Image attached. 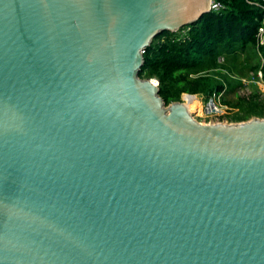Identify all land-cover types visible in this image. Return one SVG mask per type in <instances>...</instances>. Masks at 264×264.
Returning <instances> with one entry per match:
<instances>
[{
    "label": "water",
    "instance_id": "1",
    "mask_svg": "<svg viewBox=\"0 0 264 264\" xmlns=\"http://www.w3.org/2000/svg\"><path fill=\"white\" fill-rule=\"evenodd\" d=\"M207 13L0 0V264H264V119L199 123L138 77Z\"/></svg>",
    "mask_w": 264,
    "mask_h": 264
},
{
    "label": "trees",
    "instance_id": "2",
    "mask_svg": "<svg viewBox=\"0 0 264 264\" xmlns=\"http://www.w3.org/2000/svg\"><path fill=\"white\" fill-rule=\"evenodd\" d=\"M222 1L226 10L202 15L176 33L162 32L144 50L138 77L156 79L165 104L180 101L181 94L218 93L223 86L210 77L218 70L234 73L247 68L255 74L259 69L264 82V41L256 49L254 37L261 12L246 0ZM227 76L225 90L232 91L240 83ZM187 97L192 96L182 95L181 100ZM237 106L242 116L235 121L259 117L264 112V103L255 99Z\"/></svg>",
    "mask_w": 264,
    "mask_h": 264
},
{
    "label": "rangeland",
    "instance_id": "3",
    "mask_svg": "<svg viewBox=\"0 0 264 264\" xmlns=\"http://www.w3.org/2000/svg\"><path fill=\"white\" fill-rule=\"evenodd\" d=\"M242 58L243 56L241 55L238 61L241 62ZM227 75L229 76L227 79L237 80L240 83L232 91L225 90L226 82L224 77ZM210 77L214 82H218L223 86L218 93H212L210 96L205 93H198L194 94L193 98L187 97L183 99L186 104L192 102V107L189 109L192 117L199 123L234 122L236 120L235 117L242 116L237 106L239 103H246L253 99L264 103V86L256 82L254 73L247 68L234 73L218 70L213 72ZM182 95L189 94H181L180 101H182ZM251 118L264 119V112L259 117H250L249 119Z\"/></svg>",
    "mask_w": 264,
    "mask_h": 264
},
{
    "label": "built area",
    "instance_id": "4",
    "mask_svg": "<svg viewBox=\"0 0 264 264\" xmlns=\"http://www.w3.org/2000/svg\"><path fill=\"white\" fill-rule=\"evenodd\" d=\"M246 2L256 8L259 9L261 12V19L258 27L256 28L255 32V41H256V49L259 46L263 45L264 41V0H246ZM208 9L209 13H221L222 11L226 10V5L223 3L222 0H208ZM259 56V54H258ZM220 58L217 59L218 62H221ZM254 78L257 83L264 86V82L262 81L261 71L258 69L254 74Z\"/></svg>",
    "mask_w": 264,
    "mask_h": 264
},
{
    "label": "bare ground",
    "instance_id": "5",
    "mask_svg": "<svg viewBox=\"0 0 264 264\" xmlns=\"http://www.w3.org/2000/svg\"><path fill=\"white\" fill-rule=\"evenodd\" d=\"M154 83V82H153ZM155 84V83H154ZM183 102V101H182ZM185 103V102H184ZM185 106H186V109H187V111L191 114V112H190V109L189 108H191L192 107V105L191 104H186L185 103Z\"/></svg>",
    "mask_w": 264,
    "mask_h": 264
}]
</instances>
